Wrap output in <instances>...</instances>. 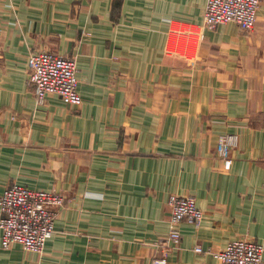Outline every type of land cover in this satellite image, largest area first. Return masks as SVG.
Instances as JSON below:
<instances>
[{
    "label": "crops",
    "instance_id": "obj_1",
    "mask_svg": "<svg viewBox=\"0 0 264 264\" xmlns=\"http://www.w3.org/2000/svg\"><path fill=\"white\" fill-rule=\"evenodd\" d=\"M206 4L0 0V198L12 185L66 198L41 255L4 249L0 229V264H220L210 251L232 240L264 244V1L252 32L206 28ZM40 51L76 61L81 106L38 101ZM228 133L230 169L216 151ZM174 195L205 215L167 252Z\"/></svg>",
    "mask_w": 264,
    "mask_h": 264
},
{
    "label": "built area",
    "instance_id": "obj_2",
    "mask_svg": "<svg viewBox=\"0 0 264 264\" xmlns=\"http://www.w3.org/2000/svg\"><path fill=\"white\" fill-rule=\"evenodd\" d=\"M264 0H206L204 26L215 29L220 24L235 23L242 31L252 32L258 21L257 15ZM27 71L36 92V98L43 103L48 97L57 95L66 105L81 106L82 96L78 91L79 79L77 65L73 58H67L54 52L40 51L28 57ZM216 147L217 155L230 169L233 164L232 152L239 145L236 134H223ZM66 198L58 192L35 190L26 186L12 185L6 188L0 198L1 245L8 249L20 244L23 249L41 255L46 242L56 232L55 221L58 209L64 206ZM170 230L162 239L165 251L180 246L181 222L202 225L204 211L193 196H171ZM195 251L204 252L201 246ZM264 244L248 239L230 241L219 251L210 254L220 264H264ZM154 264H167L166 258L154 261Z\"/></svg>",
    "mask_w": 264,
    "mask_h": 264
},
{
    "label": "rangeland",
    "instance_id": "obj_3",
    "mask_svg": "<svg viewBox=\"0 0 264 264\" xmlns=\"http://www.w3.org/2000/svg\"><path fill=\"white\" fill-rule=\"evenodd\" d=\"M224 165H225V163H224ZM227 169V168H226Z\"/></svg>",
    "mask_w": 264,
    "mask_h": 264
}]
</instances>
